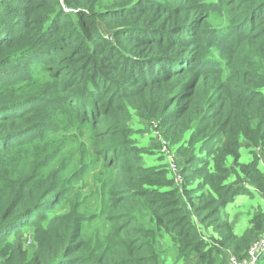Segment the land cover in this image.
<instances>
[{
	"label": "trees",
	"instance_id": "16d2710c",
	"mask_svg": "<svg viewBox=\"0 0 264 264\" xmlns=\"http://www.w3.org/2000/svg\"><path fill=\"white\" fill-rule=\"evenodd\" d=\"M256 193L264 0H0V264H226L264 234L262 205L224 216Z\"/></svg>",
	"mask_w": 264,
	"mask_h": 264
},
{
	"label": "rangeland",
	"instance_id": "374dc122",
	"mask_svg": "<svg viewBox=\"0 0 264 264\" xmlns=\"http://www.w3.org/2000/svg\"><path fill=\"white\" fill-rule=\"evenodd\" d=\"M131 123L135 126V127H145L148 128L147 125L140 123L138 118H134L133 121H131ZM149 129H151L149 127ZM86 133H91V129H87ZM136 139H138L139 145L140 146H146L149 145V143L151 142V132L148 131V133L146 134H136L135 136ZM158 139V143L160 145V149L157 150L156 148L154 149V152L150 155H145L144 156V160L147 166H159L163 163L162 160H160V158L162 157V155L166 158V162L169 163V159H170V153L171 150L169 149V145L167 142H162L160 138ZM242 161L243 162H247L248 161V154H247V150L246 148L242 149ZM85 154L83 153L82 156H80V158H82ZM169 158V159H168ZM171 168L172 171L174 173V175H176V178L182 181V175L180 176L178 174L179 172V166L177 163L171 164ZM102 172V166L101 164L96 165V164H92L91 168L89 171H87L85 173L84 176H82V182L84 183V189L83 191H87L91 194V201L92 203H94L97 199V183L101 178L100 175ZM107 172V171H106ZM105 172V173H106ZM180 181V182H181ZM73 199H75L77 197V194L74 193L73 195H71ZM262 205V207H264V202L261 200V197L259 194H255L252 196H242V197H238L236 199V201L230 205H228L226 207V209L224 210V216L225 218L232 223V225L234 226V230L237 234H242L248 227H249V220L252 218V216L255 214V212L258 210V206ZM87 226H89L87 224ZM25 237V236H23ZM168 241L169 238H167Z\"/></svg>",
	"mask_w": 264,
	"mask_h": 264
},
{
	"label": "built area",
	"instance_id": "2783aa9c",
	"mask_svg": "<svg viewBox=\"0 0 264 264\" xmlns=\"http://www.w3.org/2000/svg\"><path fill=\"white\" fill-rule=\"evenodd\" d=\"M162 142H166L165 140L161 139ZM170 157V156H169ZM170 166L171 164H174V162H169ZM179 174V172H178ZM180 175V174H179ZM181 176V175H180ZM176 178V175H175ZM178 182L181 180L177 179ZM248 255L244 259H239L235 255H231L229 257V260L226 264H257L260 257L264 254V234L254 243H252L250 249L248 250Z\"/></svg>",
	"mask_w": 264,
	"mask_h": 264
},
{
	"label": "crops",
	"instance_id": "0c3cea01",
	"mask_svg": "<svg viewBox=\"0 0 264 264\" xmlns=\"http://www.w3.org/2000/svg\"><path fill=\"white\" fill-rule=\"evenodd\" d=\"M149 144H151V143H149Z\"/></svg>",
	"mask_w": 264,
	"mask_h": 264
}]
</instances>
